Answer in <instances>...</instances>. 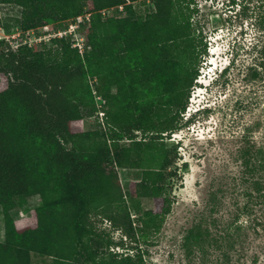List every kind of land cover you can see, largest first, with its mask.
<instances>
[{"label": "trees", "instance_id": "obj_1", "mask_svg": "<svg viewBox=\"0 0 264 264\" xmlns=\"http://www.w3.org/2000/svg\"><path fill=\"white\" fill-rule=\"evenodd\" d=\"M144 1L0 0L22 7L24 32L90 14L83 54L68 38H53V46L0 50L6 68L0 80V206L6 231L0 264H32L34 254L54 258L53 264H82V257L87 264H146L141 253L104 252L92 219L105 218L135 238L119 169H139L140 181L129 188L131 205L138 212V199L155 203L145 211L140 231L147 237L161 229L172 211L166 176L180 159L178 144L167 139L180 127L201 46L185 0H151L153 9L136 17L134 4ZM112 9L116 14L105 19ZM256 24L264 39V15ZM91 81L105 100L106 117L104 123L97 117V129L85 130L86 116L99 110ZM263 153L251 165L246 149V167H264ZM37 195L42 204L31 216L14 219L12 211ZM207 237L198 224L184 246L202 250Z\"/></svg>", "mask_w": 264, "mask_h": 264}, {"label": "rangeland", "instance_id": "obj_2", "mask_svg": "<svg viewBox=\"0 0 264 264\" xmlns=\"http://www.w3.org/2000/svg\"><path fill=\"white\" fill-rule=\"evenodd\" d=\"M187 4L190 10L186 11L192 14V28L196 29L201 49L193 65L197 75L189 90L186 109L180 115V127L167 139L178 144L180 157L170 168L174 175L166 176L172 211L159 231L151 229L147 237L143 236L142 220L146 219L145 211L154 209V199L140 198L136 203L140 209L138 212L133 209L129 188L140 181L142 170L119 169L133 214L135 238L127 237L122 229L101 217L92 219L95 231L104 242V252L141 253L146 264H264V167L247 168L243 159L245 150L250 149L253 165L259 152H264V39L256 24L264 15V0H185L183 7ZM134 6L136 17L153 9L151 0ZM22 12L20 6L0 4V50L15 45L18 39L22 42L25 37H34L21 28ZM115 14L112 9L104 16L106 19ZM67 24L68 21L51 26L64 29ZM88 26V23L83 25L81 32ZM34 31L38 37L45 32L43 27ZM215 37L221 38L218 47L212 41ZM208 39L212 45H208ZM234 41L237 53L225 77L208 90L196 89L200 86L197 78L209 63L210 51H218L216 59L220 62L217 64L226 62L231 59L228 55L225 60L228 46ZM41 43L53 46L51 41L36 44ZM4 71L6 68L0 59V80ZM200 80L208 84L207 78ZM91 85L96 105L104 104V98L97 97L95 81ZM112 92H116V87ZM205 97L214 104L213 113L190 117L191 108L197 106L195 102ZM108 109L107 105L105 110ZM98 116L97 113L92 117L87 115L84 129H97ZM138 137H143L140 132ZM41 204L40 195L30 197L18 215L30 217L32 210ZM2 214L0 209V240L5 241ZM198 224L208 232L209 238L202 250L196 248L189 252L184 240ZM82 258L80 263L87 264ZM53 260L34 254L32 264H53Z\"/></svg>", "mask_w": 264, "mask_h": 264}, {"label": "built area", "instance_id": "obj_3", "mask_svg": "<svg viewBox=\"0 0 264 264\" xmlns=\"http://www.w3.org/2000/svg\"><path fill=\"white\" fill-rule=\"evenodd\" d=\"M89 20L90 14H87L86 16L81 15L76 19L70 21L68 26L64 29H54V27H52L51 25H46L43 27L45 32H43V34L39 37L36 36L34 30H30L27 33L28 35H33V38L31 36L25 37L22 42H20L18 39L16 44L12 45V47L17 48L20 45L33 46L34 44L42 41L50 42L53 38H68L71 40L72 45L78 48L80 53L83 54L85 51L86 37L84 34H82L81 30L83 28V25L87 23L89 24ZM97 97L98 99L103 100V97L101 95H97ZM102 106V103L98 106L99 110L97 111V115H100V120L104 123L106 112L102 109Z\"/></svg>", "mask_w": 264, "mask_h": 264}, {"label": "clouds", "instance_id": "obj_4", "mask_svg": "<svg viewBox=\"0 0 264 264\" xmlns=\"http://www.w3.org/2000/svg\"><path fill=\"white\" fill-rule=\"evenodd\" d=\"M236 42L234 41L228 46L227 54H226V59H228V55L231 56V59L228 61H224L223 63L221 62L220 64H217V62H220V60L217 61V59L213 60L214 66L212 67V75L210 76V80L208 79V84H206V89L211 87L212 84H217L222 78L225 77L227 74V71L229 70L230 67H232L234 61H235V54L237 53V47H236ZM223 65V66H222ZM208 94V93H207ZM194 105V104H193ZM213 106L214 104L212 101L208 98L205 97L203 101H200L199 104L196 106V108H191L192 113L190 114L192 117L193 115H199L200 113L205 114L207 111H210L211 114L213 113Z\"/></svg>", "mask_w": 264, "mask_h": 264}, {"label": "crops", "instance_id": "obj_5", "mask_svg": "<svg viewBox=\"0 0 264 264\" xmlns=\"http://www.w3.org/2000/svg\"><path fill=\"white\" fill-rule=\"evenodd\" d=\"M24 207V206H23ZM20 208H22V207H19V208H17V209H14L13 211H12V215H13V217H14V219H16V220H20V219H23L25 216H22V217H20L18 214L20 213L19 211H20ZM0 209L2 210V208H1V206H0ZM3 215V214H2ZM5 231V230H4ZM0 242H3V240H0Z\"/></svg>", "mask_w": 264, "mask_h": 264}]
</instances>
